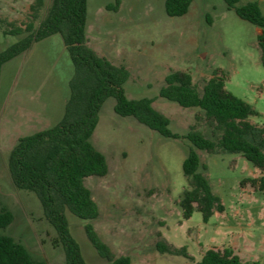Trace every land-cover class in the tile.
I'll use <instances>...</instances> for the list:
<instances>
[{"label": "rangeland", "instance_id": "374dc122", "mask_svg": "<svg viewBox=\"0 0 264 264\" xmlns=\"http://www.w3.org/2000/svg\"><path fill=\"white\" fill-rule=\"evenodd\" d=\"M249 1H257L264 15V0H238L236 5ZM35 2L0 0V50L24 35H4L3 29L10 27L6 22L25 27ZM51 2L42 0L37 8L35 28ZM108 4L115 6V0H87L86 35L98 54L127 67L130 75L124 90L129 99L152 98L153 107L168 117L173 132L185 134L194 124L205 136L215 138L198 107L180 106L159 91L167 73L185 70L201 93L205 80L218 69L224 73L226 89L258 112L249 120L264 125V65L257 27L237 16L224 0H192L182 16L167 15L164 0H120L116 9ZM73 71L61 35L53 34L5 62L0 73V209L4 206L14 215L0 234L11 235L31 258L47 264H65L63 247L54 244L57 232L37 195L12 185L7 158L19 136L60 120ZM114 103L113 96L103 102L90 137L106 159L107 173L84 178L99 215L83 219L66 211L69 231L86 263L109 264L87 237L86 225L115 255L128 254L131 260L146 256L147 264L189 262L184 256L157 251L158 240L184 246L192 263L211 246L237 241L243 257L262 263L264 190L252 192L240 185L241 179L253 175L254 165L240 153H210L186 138L164 137L132 116L118 115ZM190 147L205 164L211 189L224 205L208 221L198 210L184 218L178 204L186 187L182 162Z\"/></svg>", "mask_w": 264, "mask_h": 264}, {"label": "trees", "instance_id": "16d2710c", "mask_svg": "<svg viewBox=\"0 0 264 264\" xmlns=\"http://www.w3.org/2000/svg\"><path fill=\"white\" fill-rule=\"evenodd\" d=\"M120 0H115L117 8ZM192 0H164V10L169 16H182L188 12ZM241 19L262 31L258 34L260 58L264 65V15L257 1L236 5L238 0H224ZM42 0H36L30 8L31 19L20 27L6 22L10 27L3 29L4 35L22 37L0 50V73L2 65L31 47L33 42L53 34H60L63 44L74 66L69 81L70 94L66 99L60 120L47 128L19 136L7 158V172L16 189L34 192L43 208L48 222L55 228V245L64 250L65 264H87L80 248L72 237L66 211L83 219H95L98 206L91 191L85 186L84 178L107 173V162L90 141L99 119V112L106 98L115 99L114 111L120 116H132L141 124L169 138H186L192 146L207 152L229 151L240 153L254 167L264 170V126L253 123L249 116L258 112L247 101L235 96L225 87L224 73L218 69L205 80L200 93L190 72L171 70L164 77L159 95L177 102L183 107H198L215 138L205 136L194 124L185 134L169 128V119L156 110L153 99L142 97L129 99L124 84L129 70L98 54L89 44L86 35L87 0H52L46 16L38 27H34L37 8ZM198 119L199 116L195 115ZM186 179L178 204L184 218L194 210L208 221L215 211L222 212L224 205L213 193L206 176V166L200 162L197 152L190 147L182 162ZM241 187L264 190V175L245 177ZM14 219L6 207L0 209V228L7 227ZM87 237L109 264H130L128 254L115 255L91 225L85 226ZM161 253L181 255L187 264H244L230 247L207 248L201 259L192 263V256L184 246L176 247L163 240L155 243ZM0 264H47L30 257L26 248L11 235L0 234ZM256 264V263H253Z\"/></svg>", "mask_w": 264, "mask_h": 264}, {"label": "crops", "instance_id": "0c3cea01", "mask_svg": "<svg viewBox=\"0 0 264 264\" xmlns=\"http://www.w3.org/2000/svg\"><path fill=\"white\" fill-rule=\"evenodd\" d=\"M259 29L260 28H256V31H257V33L259 34ZM258 34H257V36H258ZM259 125V124H258ZM261 126H264V125H261ZM255 169H254V171H253V175L251 176V177H256V176H260V175H264V170L263 171H261L260 169H258V168H256V167H254ZM244 189H246V190H249V191H252V192H256V191H258V190H254L253 188H251V187H249V186H246V187H243ZM221 212H217V211H215L214 212V214L213 215H216V214H220ZM211 247H215V248H224V247H230L232 250H233V252L235 253V254H237L240 258H241V260H242V262L244 263V264H249V263H251L252 261H253V259L252 258H246V257H243L242 256V254H241V247H239V244H238V242L236 241V242H234L232 245H228V246H226V245H214V246H211ZM210 248V247H209ZM252 259V260H251ZM147 262H148V257H146V256H143V257H140V258H138V259H134V260H131V258H130V264H147ZM252 263H255V262H252ZM258 264H264V261L262 262V263H258Z\"/></svg>", "mask_w": 264, "mask_h": 264}, {"label": "water", "instance_id": "95a60500", "mask_svg": "<svg viewBox=\"0 0 264 264\" xmlns=\"http://www.w3.org/2000/svg\"><path fill=\"white\" fill-rule=\"evenodd\" d=\"M261 31H262V30H261V29H259V33H261Z\"/></svg>", "mask_w": 264, "mask_h": 264}]
</instances>
